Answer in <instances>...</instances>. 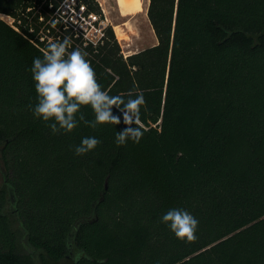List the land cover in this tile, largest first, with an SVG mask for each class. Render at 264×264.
Segmentation results:
<instances>
[{
    "label": "trees",
    "instance_id": "obj_1",
    "mask_svg": "<svg viewBox=\"0 0 264 264\" xmlns=\"http://www.w3.org/2000/svg\"><path fill=\"white\" fill-rule=\"evenodd\" d=\"M62 2L0 0V264H264V0H149L157 44L128 57L111 27L71 39L104 90L146 99L120 147L123 122L53 134L29 110L34 57L76 35ZM85 136L100 144L77 156ZM171 208L196 241L161 223Z\"/></svg>",
    "mask_w": 264,
    "mask_h": 264
},
{
    "label": "clouds",
    "instance_id": "obj_2",
    "mask_svg": "<svg viewBox=\"0 0 264 264\" xmlns=\"http://www.w3.org/2000/svg\"><path fill=\"white\" fill-rule=\"evenodd\" d=\"M88 53L71 47V40L49 41L43 56L34 57L30 72L36 89L35 105L29 110L42 120L53 134L72 133L81 124L93 129L102 125L126 127L116 131L117 147L129 141L139 144L144 135L142 114L147 111L143 94L112 95L98 82L96 72L87 59ZM90 108L94 119L84 111ZM119 112L114 114L113 109ZM100 140L85 136L75 146L77 156L94 151ZM177 239L192 243L198 239L199 220L184 208H171L160 217Z\"/></svg>",
    "mask_w": 264,
    "mask_h": 264
},
{
    "label": "rangeland",
    "instance_id": "obj_3",
    "mask_svg": "<svg viewBox=\"0 0 264 264\" xmlns=\"http://www.w3.org/2000/svg\"><path fill=\"white\" fill-rule=\"evenodd\" d=\"M90 4L96 10L94 13L101 17L99 19L98 23L96 24V28H98V26L101 24V22H103L104 25L107 26L108 28L111 27L114 34H115L117 41L120 44V47H121V50H122V53L124 56L127 55V57H128L129 55H132L136 52H139L141 50H144L146 48L154 46L155 43H157L156 36L154 34V31H153L152 26L149 22V19H148L146 12L141 13V14L136 15V16H129L128 18H124L120 12L117 0H91ZM144 4H145V7H144L145 10H147L148 6H149V1L144 0ZM61 7H64V5L63 6L61 5ZM63 11H65L64 8H63ZM76 12H77V10H76ZM69 13L72 14V16H73L72 19L74 21H76L75 17L78 16V14L74 15V12H71V10H69ZM2 19H4L6 22H8L11 25H13V23H14L13 18H11L9 16L4 15L2 17ZM69 20L71 21V18H69ZM67 23L68 22L66 20H65V23L63 20L64 25L65 24L68 25ZM124 23H128L127 26L123 27L124 34H126V36L128 35L127 39H125V40L119 38V36L117 35L116 30L114 28V25H116V24L121 25ZM79 25H81V21L79 22ZM68 26L70 27V25H68ZM82 28L85 30H81V32L83 31L84 34L89 35L91 37L92 41L98 40V38H96L98 36H97L95 25H94V27L93 26L89 27L87 30L84 27H82ZM74 31L76 32V35L74 37H71L69 35H65L64 32H62V31L58 32V29L55 30L56 33L61 34L62 39H63V36L69 38L70 40L71 39L73 40L78 36L85 37L81 34V32L79 30L74 29ZM45 33L47 36L51 35L47 31ZM49 41H55L54 36H49Z\"/></svg>",
    "mask_w": 264,
    "mask_h": 264
},
{
    "label": "built area",
    "instance_id": "obj_4",
    "mask_svg": "<svg viewBox=\"0 0 264 264\" xmlns=\"http://www.w3.org/2000/svg\"><path fill=\"white\" fill-rule=\"evenodd\" d=\"M61 5L62 6L64 5V7H61ZM61 5H60V14L63 17L64 23L66 20L68 22L67 24L70 25L69 27L68 25L65 24V28H71V29L74 28L75 30H79L80 32L81 30H85L82 27L86 28L87 30L89 27H92V26L94 27L95 25V28H96V24L101 18L100 16L95 14L93 11H89L88 6L83 2V0H63ZM63 8L65 11H63ZM69 10H71V12H74V15L78 14V16L75 17L76 21L72 19L73 16L72 14L69 13ZM69 18H71V21L69 20ZM80 21H81V25H79ZM107 28L108 27L105 26L103 22H101L98 28H96V32L98 36L96 37L98 38L97 41H92L91 37L89 35L84 34L83 31L81 32V34L85 36L84 38L86 39V41L96 44L98 41H100L105 36V31L107 30ZM125 57H127V55Z\"/></svg>",
    "mask_w": 264,
    "mask_h": 264
},
{
    "label": "bare ground",
    "instance_id": "obj_5",
    "mask_svg": "<svg viewBox=\"0 0 264 264\" xmlns=\"http://www.w3.org/2000/svg\"><path fill=\"white\" fill-rule=\"evenodd\" d=\"M120 12L124 18H128L129 16H136L141 13H147L148 9L145 10L144 0H117ZM149 1V0H148ZM128 23L124 24H116L114 28L116 30L117 35L120 39H127L126 34L123 32V27L127 26ZM130 39V38H129ZM132 53V52H131Z\"/></svg>",
    "mask_w": 264,
    "mask_h": 264
},
{
    "label": "water",
    "instance_id": "obj_6",
    "mask_svg": "<svg viewBox=\"0 0 264 264\" xmlns=\"http://www.w3.org/2000/svg\"><path fill=\"white\" fill-rule=\"evenodd\" d=\"M108 189V184L106 185V190Z\"/></svg>",
    "mask_w": 264,
    "mask_h": 264
},
{
    "label": "crops",
    "instance_id": "obj_7",
    "mask_svg": "<svg viewBox=\"0 0 264 264\" xmlns=\"http://www.w3.org/2000/svg\"><path fill=\"white\" fill-rule=\"evenodd\" d=\"M157 43H155V45H156Z\"/></svg>",
    "mask_w": 264,
    "mask_h": 264
}]
</instances>
